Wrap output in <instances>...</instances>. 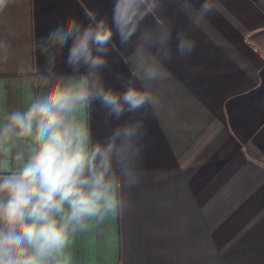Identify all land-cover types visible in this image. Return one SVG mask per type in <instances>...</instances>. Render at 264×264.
Returning a JSON list of instances; mask_svg holds the SVG:
<instances>
[{
    "label": "crops",
    "instance_id": "0c3cea01",
    "mask_svg": "<svg viewBox=\"0 0 264 264\" xmlns=\"http://www.w3.org/2000/svg\"><path fill=\"white\" fill-rule=\"evenodd\" d=\"M215 12L197 16L200 0H158L141 31L121 45L115 39L105 80L120 89L135 79L138 59L164 65L151 82L157 98L137 114L142 179L124 189L121 214L79 234L72 264H264V0H214ZM113 0H14L0 14V40L11 45L0 63V114L40 91L44 57L32 42L67 17L111 18ZM161 30L195 39L180 57L175 39L165 60L154 39ZM23 64L26 75L18 72ZM55 71L70 70L58 64ZM139 84V81H137ZM122 90V89H121ZM94 138L117 123L98 104L81 113ZM0 147V168L15 167Z\"/></svg>",
    "mask_w": 264,
    "mask_h": 264
},
{
    "label": "clouds",
    "instance_id": "9594fccd",
    "mask_svg": "<svg viewBox=\"0 0 264 264\" xmlns=\"http://www.w3.org/2000/svg\"><path fill=\"white\" fill-rule=\"evenodd\" d=\"M13 2L0 0V14ZM214 3L200 0L197 16L213 14ZM157 7L158 0H113L110 19L92 12L87 22L67 17L33 40L46 69L37 77L40 91L0 114V147L11 152L27 142L13 154L15 167L0 168V264H72L74 239L122 213L123 190L138 185L143 175L139 139L146 127L137 114L157 105L150 86L164 77V65L139 58L135 79L117 77L120 89L105 80L104 70L115 39L128 44ZM141 35L165 60L171 59L173 39L180 57L196 46L181 31L175 37L167 30L154 39ZM10 49L0 40V63ZM61 63L67 74L55 71ZM27 71L18 67L22 75ZM93 104L117 122L104 138H94L77 115Z\"/></svg>",
    "mask_w": 264,
    "mask_h": 264
}]
</instances>
